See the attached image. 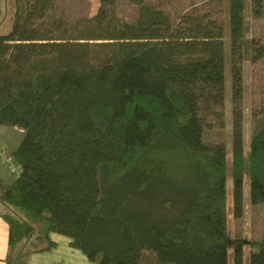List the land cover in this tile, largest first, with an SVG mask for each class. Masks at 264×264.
Wrapping results in <instances>:
<instances>
[{"label":"trees","instance_id":"16d2710c","mask_svg":"<svg viewBox=\"0 0 264 264\" xmlns=\"http://www.w3.org/2000/svg\"><path fill=\"white\" fill-rule=\"evenodd\" d=\"M128 1L133 19L100 0L73 24L57 0H0V126L23 130L10 152L22 172L0 181L5 264L51 250L52 232L97 264H141L145 251L158 264H245V246L264 264V236L228 232L229 176L236 220L247 178L251 205L264 204V110L244 142L245 0H228V45L213 9L173 20L166 3ZM251 3L264 17V0ZM250 50L264 69V37ZM227 68L230 151L207 138L225 129Z\"/></svg>","mask_w":264,"mask_h":264},{"label":"rangeland","instance_id":"374dc122","mask_svg":"<svg viewBox=\"0 0 264 264\" xmlns=\"http://www.w3.org/2000/svg\"><path fill=\"white\" fill-rule=\"evenodd\" d=\"M165 4L170 10L173 20H177L183 12H189L194 9L203 11L204 9H213L220 14L225 25V38L227 45L229 42V10L228 0H154V2ZM100 0H57L56 11L63 15L68 22L73 24L82 22L84 19L94 16L99 8ZM6 6L1 13L4 16ZM136 5L128 0H119V15L133 19L136 14ZM0 15V16H1ZM2 16V24L9 25L10 18ZM129 17V18H128ZM245 33H244V53H243V75H244V142L245 149L248 150L251 132L253 114L264 110V69L260 63L251 61L250 41L254 37H264V17H254L252 13L251 0H245L244 8ZM226 81V125L224 132L217 131L208 134L207 138L212 141L224 139L227 149L232 148V103H231V81L229 68H227ZM7 127V128H6ZM6 128L0 135V145L7 151L21 140L23 130L16 127L0 126V129ZM1 163V162H0ZM3 165V164H2ZM4 166V165H3ZM6 169V168H5ZM7 170V169H6ZM8 171V170H7ZM9 172V171H8ZM10 173V172H9ZM11 174V173H10ZM12 175V174H11ZM249 180L247 178L244 189V214L241 219L236 220L232 214V190L233 183L229 176L228 180V232L232 240L234 234L241 233L246 244L253 238L264 236V204L252 206L249 199ZM3 211H8L5 208ZM42 227V226H41ZM249 247L245 246V264L248 259ZM145 253H152L145 251ZM144 264H157L152 257L146 255Z\"/></svg>","mask_w":264,"mask_h":264},{"label":"crops","instance_id":"0c3cea01","mask_svg":"<svg viewBox=\"0 0 264 264\" xmlns=\"http://www.w3.org/2000/svg\"><path fill=\"white\" fill-rule=\"evenodd\" d=\"M7 128V127H6ZM0 129L1 132L7 130ZM15 144L10 152L13 151L19 144ZM14 177L5 169L0 163V181L4 183H11ZM3 204L0 202V212H4ZM50 239L56 244L51 250L43 252H34L26 256L27 264H97L91 261L81 250L71 245V239L64 235L52 232ZM9 253V224L0 215V264H5L6 257ZM149 255L153 261L156 262L155 256L152 253H145L142 256L141 264L145 263V257ZM248 263V259H247ZM158 264V263H157Z\"/></svg>","mask_w":264,"mask_h":264},{"label":"built area","instance_id":"2783aa9c","mask_svg":"<svg viewBox=\"0 0 264 264\" xmlns=\"http://www.w3.org/2000/svg\"><path fill=\"white\" fill-rule=\"evenodd\" d=\"M0 162L4 165V167L12 174L14 178L20 176L22 172V167L18 164L10 152H7L0 145Z\"/></svg>","mask_w":264,"mask_h":264}]
</instances>
